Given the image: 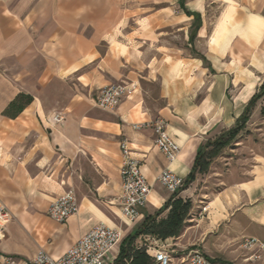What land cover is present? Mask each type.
<instances>
[{"label": "crops", "instance_id": "0c3cea01", "mask_svg": "<svg viewBox=\"0 0 264 264\" xmlns=\"http://www.w3.org/2000/svg\"><path fill=\"white\" fill-rule=\"evenodd\" d=\"M123 1L0 0V203L11 212L0 240L2 254L28 260L43 249L58 257L96 224L118 226L123 138L151 185L135 225L141 224L171 196L158 174L168 167L185 179L198 149L236 124L255 93L264 73V0H209L220 5L211 21L205 0H190L184 3L189 12L184 17L198 19L196 35L204 39L206 59L215 70L202 101L184 108L163 88L148 97L141 87L112 110L96 108L94 98L104 86L157 77L161 83L172 81L161 66L135 54L122 26ZM228 85L235 91L229 105ZM20 95L31 97L21 109ZM55 114L63 119L54 121ZM158 116L180 146L171 163L154 145L151 129L131 127ZM248 173L223 184L192 224L195 235L188 244L210 259L222 251L221 244L241 248L247 237L264 242V163ZM199 180L196 172L177 197H190ZM69 188L78 210L57 222L48 216V207ZM135 225L123 228L127 232ZM181 233L170 239L179 240ZM117 255L118 249L111 251L109 259ZM257 264H264V256Z\"/></svg>", "mask_w": 264, "mask_h": 264}, {"label": "rangeland", "instance_id": "374dc122", "mask_svg": "<svg viewBox=\"0 0 264 264\" xmlns=\"http://www.w3.org/2000/svg\"><path fill=\"white\" fill-rule=\"evenodd\" d=\"M188 1L190 0H163L160 3H153L152 0H125L121 4L125 12L122 26L128 31V39L133 48H137L135 54L142 61L152 62L155 67L161 66V73L172 79L170 83L166 81L161 83L158 77L152 82L146 81L142 82L143 84L137 82L138 90L142 87L148 97H155L163 88L165 95L171 94L173 103L178 102L184 108L195 107L202 101L215 74L205 56L204 39H199L197 35L192 37L193 33L197 34L198 19L189 22L184 17L186 7L184 3L187 4ZM205 3L211 21L219 10V2L210 3L209 0H205ZM207 22L209 23V20ZM202 56L205 60L201 58ZM257 84L255 93H258L264 84V73L258 77ZM234 92V87L228 85L225 101L227 105L232 102ZM228 117L230 119V116ZM229 125L233 128L235 122ZM224 134L225 132L218 137ZM226 137L224 136L225 139ZM213 147V145L206 147L205 156L212 152ZM207 160L209 164L207 170L200 173L199 185L190 197H184V200L190 201V207L184 220L181 233L183 236L179 240L170 238L162 240L149 235H139L133 240V246L146 248L150 252L162 246L171 256L170 264H186L188 256L193 251L204 254L197 247L188 244L190 238L195 235L191 231L192 224H197V220L201 219L202 213L206 210L203 211V207L207 206L209 198L223 184L245 179L254 165L264 163V95L251 108L242 129L228 140L225 146L216 148L215 155ZM158 218H161L160 215ZM139 226L140 224H137L130 228L125 232V237L135 232ZM242 241L243 239L241 243ZM121 245L123 242L118 247V252ZM221 246L223 249L216 251L217 257L214 260L229 264L243 260L244 264H257L264 256V250H247L241 245L240 248L239 243Z\"/></svg>", "mask_w": 264, "mask_h": 264}, {"label": "built area", "instance_id": "2783aa9c", "mask_svg": "<svg viewBox=\"0 0 264 264\" xmlns=\"http://www.w3.org/2000/svg\"><path fill=\"white\" fill-rule=\"evenodd\" d=\"M137 90L133 82L110 84L100 88L94 98V106L100 110H112L125 98L132 96ZM63 119L61 114L53 116L54 121ZM134 130L151 129L155 134L154 145L171 163L176 160L180 146L170 134L168 122L161 116L153 120L134 123ZM122 155L120 168L119 222L115 227L98 223L81 235L62 255L53 257L40 249L28 260L19 259L12 255L0 253V264H112L109 259L111 251L118 249L125 237V228L135 225L139 220L140 209L145 205L151 192L141 169V161L133 153L131 143L126 138L119 142ZM157 181L168 192L173 194L184 185L185 179L174 170L166 167L157 176ZM206 207H203V211ZM78 210L77 198L71 188L56 196L48 207V216L57 221L65 222ZM11 219L9 209L0 203V240L4 237L5 226ZM125 226V228H123ZM241 246L247 250H264V242L254 237L244 238ZM155 264H170L171 256L162 247H156L150 252ZM257 257V256H256ZM186 264H229L206 257L200 252L193 251L187 258Z\"/></svg>", "mask_w": 264, "mask_h": 264}, {"label": "trees", "instance_id": "16d2710c", "mask_svg": "<svg viewBox=\"0 0 264 264\" xmlns=\"http://www.w3.org/2000/svg\"><path fill=\"white\" fill-rule=\"evenodd\" d=\"M185 13L189 12L185 10ZM195 35L196 32L192 34V37ZM201 58L205 60L203 56ZM263 95L264 84L262 85V88L258 93H254L251 96L247 105L244 107L242 114L236 120V124L233 128H230L225 132L223 136L218 137L215 141L211 143L208 142V144L198 149L192 169L185 178L182 188L171 194V196L161 206V208H159L153 215L146 216L140 224L139 228L131 235H127L123 239V245H121L118 255L116 256L113 264H155L152 256L146 251V248L133 246V240L139 235H149L151 237L162 240L170 237H177L180 235L183 229L184 220L188 214L190 201L177 197L178 193L181 190L185 189L189 185V183L194 180L196 172L202 173L207 170L209 164L207 159H209L212 155H215L216 148L225 146L228 143V140L233 138L242 129V127L248 120L251 108L254 106L255 102ZM17 100H20L19 109H21L23 105L31 101V97L20 95ZM17 100L15 102H17ZM15 102H12L10 104V107L13 106ZM224 136L226 137V139L224 138ZM209 145L214 146L213 150H211L212 152L208 153V156H205L204 149ZM165 210H167L166 217L158 218L159 215Z\"/></svg>", "mask_w": 264, "mask_h": 264}]
</instances>
